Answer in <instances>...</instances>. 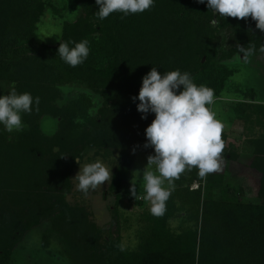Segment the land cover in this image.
Listing matches in <instances>:
<instances>
[{"label":"trees","instance_id":"16d2710c","mask_svg":"<svg viewBox=\"0 0 264 264\" xmlns=\"http://www.w3.org/2000/svg\"><path fill=\"white\" fill-rule=\"evenodd\" d=\"M48 1L0 0V91L5 85L8 92L15 87L40 100L30 114H23V130L9 133L0 127V264H9L15 246L42 223L55 225L60 235L69 237V264H264V133L248 144L255 148L252 168L262 175L261 203H242L224 186L225 176L201 177L193 167L189 185L183 184L187 176L177 184L181 208L196 217V228L171 231L175 199L164 215L148 217L150 234L136 252L123 250L120 229L116 238L109 234V241L102 243L87 213L72 210L66 201L79 159L95 151L116 152L122 163L110 187L118 196L113 208L118 219V191L136 157L155 154L145 147V130L155 115L142 119L139 101H133L142 78L152 67L160 73L189 72L197 85L214 89L212 104H218L239 72L229 61L264 54V31L256 21L215 16L198 0H155L143 13L123 18L113 13L100 20L95 0H79L84 14L64 26L59 43L87 39L91 51L83 64L71 67L57 55L59 43L36 40V24ZM224 33L233 36V46L221 52L218 41ZM238 46L251 54L244 56ZM66 86L78 87L82 95L63 104ZM254 92H241L243 100L235 111L248 112L245 121L261 123L264 129V105L250 103L257 96ZM94 96L103 99L96 115ZM45 118L56 122L55 134L43 132ZM222 138V157L238 160V148ZM194 182H205L208 192L201 187L190 190ZM51 236L50 232L46 238Z\"/></svg>","mask_w":264,"mask_h":264},{"label":"rangeland","instance_id":"374dc122","mask_svg":"<svg viewBox=\"0 0 264 264\" xmlns=\"http://www.w3.org/2000/svg\"><path fill=\"white\" fill-rule=\"evenodd\" d=\"M47 3L45 11L36 24V40L55 46L61 41L64 26L67 23L76 22L84 14V11L79 0H49ZM224 34V37L218 41L221 52L227 51L233 46V36H229V33ZM228 64L239 72L229 81V89L221 102L211 104L210 108L225 125L222 135L226 136L227 143H233L238 148V160L233 161L228 157H222L221 170L210 174L225 176L224 186H227L232 196L237 194L242 203H261L259 191L262 175L252 168L255 148H251L248 144L251 140L257 141L264 133V129H262L261 123L255 122L253 124L245 121L244 115H248V112L245 111V113L243 111L245 113L243 114L235 110L236 108L239 109V101L243 100L240 94L243 91H255L254 93H257V96L252 98L253 101H250V103L264 105V54L256 53L247 59L243 56L241 58L236 57L233 61H229ZM4 87L5 89H1L0 95L8 93L6 85ZM79 92H81V89L78 87H64L63 104L77 99L82 95ZM88 96L90 97L89 94ZM92 99L94 105L92 112L96 115L103 105V99L99 96H94ZM0 127L5 129L3 125H0ZM57 128L58 126L53 119L45 118L42 121V130L47 135L55 134ZM148 157L146 154H140L136 157L129 178L118 191L121 193L119 203L120 217L118 219H116L113 211L118 201V196L114 194L110 186L116 177V170L122 163L120 155L113 151L102 150L91 152L83 159H79L80 165L77 161V166L71 174V192L67 195L66 201L72 210H83L87 213L89 224L95 225L97 231L102 234V243L108 242V236L111 234L114 235L113 238H116L117 229H120L123 250L136 252L139 250L142 239L149 233L150 222L147 219L155 215L150 211V202L144 199L145 192L142 182V173L147 166ZM97 159L102 160L109 168H112V179L84 194L78 190L77 181L72 179L78 174L80 166L82 167L85 163H91ZM188 172L191 174V169L186 170L180 175L179 179L175 180V191L172 192L166 202V208L169 206L171 209L176 199L177 212L168 223L173 233H180V230L183 229L196 228V221H192L196 217H193V214L189 212L190 210L187 211L181 208V200L178 193L180 189L177 182L183 176H187L183 183L184 186L189 185L187 181L189 179ZM132 183L136 186V197L131 192ZM199 187L202 188L205 194L208 192L205 182L202 184L198 182L192 183L190 190H196ZM216 193L215 197H218L219 193L217 191ZM69 213L67 214L68 216ZM201 225L199 217L198 229L201 228ZM50 232L52 236L47 239L46 236ZM60 237L65 241L61 240ZM66 239L69 240V237ZM66 239L60 235L58 227L51 223H42L28 232L22 241L15 246L9 264H69L70 254L65 248L67 246L65 243Z\"/></svg>","mask_w":264,"mask_h":264},{"label":"clouds","instance_id":"9594fccd","mask_svg":"<svg viewBox=\"0 0 264 264\" xmlns=\"http://www.w3.org/2000/svg\"><path fill=\"white\" fill-rule=\"evenodd\" d=\"M95 3L98 6L95 15L103 20L113 13H122V18L143 13L154 6L155 0H95ZM198 3L206 4L215 16L251 17L256 27L264 31V0H198ZM212 24L217 25L218 21L213 20ZM238 49L244 56L251 54L250 49L239 46ZM90 51L87 39L65 41L59 43L57 55L67 65L77 67L87 60ZM157 69L152 67L142 78L138 97H133V101H139L137 110L143 114L142 119L150 113L155 115L145 130V147L153 148L155 155L148 157L142 182L151 213L162 216L175 191V180L182 173L194 167L205 177L221 170L225 125L209 107L215 99L214 89L197 85L189 72L176 69L160 73ZM39 102V97L34 98L27 91L17 92L13 87L0 95V125L9 133L23 130V114H30L33 105ZM110 179L112 168L97 159L80 166L72 180L77 181L78 190L87 194ZM131 192L136 197L133 183Z\"/></svg>","mask_w":264,"mask_h":264}]
</instances>
